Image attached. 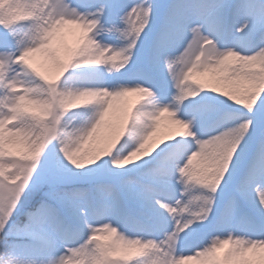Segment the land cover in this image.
Listing matches in <instances>:
<instances>
[{"label":"snow or ice","instance_id":"snow-or-ice-1","mask_svg":"<svg viewBox=\"0 0 264 264\" xmlns=\"http://www.w3.org/2000/svg\"><path fill=\"white\" fill-rule=\"evenodd\" d=\"M190 261L264 264V0H0V264Z\"/></svg>","mask_w":264,"mask_h":264},{"label":"rangeland","instance_id":"rangeland-1","mask_svg":"<svg viewBox=\"0 0 264 264\" xmlns=\"http://www.w3.org/2000/svg\"><path fill=\"white\" fill-rule=\"evenodd\" d=\"M201 79H209V77H201ZM142 97H141V94L139 93H132L129 95V97H127V101L128 103L130 104H135L137 101L141 100ZM175 125H172L169 121H165L162 123V127H161V131L157 134V137L155 138L157 140V142L160 140V139H163L165 138L164 134L166 132H170L172 131L173 129H175ZM188 264H198L197 261H190L188 262Z\"/></svg>","mask_w":264,"mask_h":264}]
</instances>
